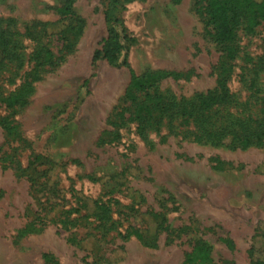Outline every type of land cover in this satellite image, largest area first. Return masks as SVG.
<instances>
[{
  "label": "rangeland",
  "instance_id": "1",
  "mask_svg": "<svg viewBox=\"0 0 264 264\" xmlns=\"http://www.w3.org/2000/svg\"><path fill=\"white\" fill-rule=\"evenodd\" d=\"M64 3L0 0V37L15 53L0 46V92H16L26 80L32 87L13 112L0 105V264H187L197 238L210 246L203 264L264 258V141L245 148L229 147V138L195 141L193 125L179 124L173 105L151 120L143 137L136 120L143 110L124 96L129 68L137 75L164 73L157 92L168 103L216 86L222 55L198 11L202 0L119 4L112 14L134 39L129 68L91 62L107 35V0L73 1L81 29L70 49L57 34H44V23L59 20ZM238 46L227 81L238 103L231 111L264 125V23L241 32ZM7 116L13 135L1 126ZM32 160L36 171H25ZM43 171L58 190L45 208L32 187L44 183ZM127 187L143 196L140 204ZM75 195L108 205L110 219L65 226L64 210L78 209ZM130 207L166 218L167 229L153 244L123 236L131 226L146 227L133 220ZM85 210L92 206L69 217ZM30 220L35 230L26 228Z\"/></svg>",
  "mask_w": 264,
  "mask_h": 264
},
{
  "label": "trees",
  "instance_id": "2",
  "mask_svg": "<svg viewBox=\"0 0 264 264\" xmlns=\"http://www.w3.org/2000/svg\"><path fill=\"white\" fill-rule=\"evenodd\" d=\"M73 1L65 0L64 6L60 11V19L56 22L44 23L45 28L43 29L44 34L52 35L54 33L61 37L66 49H70L73 46L81 29V21L74 17L72 10ZM124 1L128 0H107L103 13L107 26V35L102 40L101 46L93 52L92 64L99 60H105L112 66L129 68L128 54L134 39L126 32L120 19L112 14V11ZM198 11L202 15L210 39L216 44L222 55L216 86L206 92L196 93L185 102L179 104L168 103L164 96L157 92L158 82L165 76L164 73L149 72L137 75L129 68L130 79L124 96L130 104L138 105L143 110L142 116H136L137 129L145 137L144 129L151 123V120L157 119L159 121L162 119L163 116L168 114L173 105L177 107L176 117L181 119L179 124L193 125L192 134L195 141L215 143L229 138L230 143L228 146L231 148H245L252 143L260 144L264 141V125L262 123L252 124L231 111L238 103L235 93L229 90L227 81L231 77L232 61L236 58L239 50L240 33H254L256 28L264 23V0H202ZM8 44V41H3L2 43L0 37V46L4 47V52L9 56L15 55V53L8 51ZM45 51L43 60L47 61L50 53L46 49ZM31 91L30 81L26 80L16 92L5 96L0 92V105L3 104L11 113L15 108L21 107L26 103ZM129 118H131V115ZM1 126L9 135L15 133V125L9 116L2 119ZM37 158L39 160L38 156ZM34 160L28 163L25 171H36ZM42 173L46 177L44 183L38 184L35 181L32 187L37 202L45 208L48 205H53L51 201H55V199H52L58 190L56 186L50 183L51 175H45V171ZM39 178L37 176L35 180ZM52 186L53 188H51ZM126 189L132 202L140 204L143 201V196L138 191L133 190L131 187ZM75 197L81 198L77 203L78 209L82 210L91 205L92 210H85L77 217L72 216L70 218L69 216L72 212L78 209L71 206L68 207V209L64 210L63 223L65 226L73 224V221L76 220L85 225L88 223L85 220L87 217H94L102 224L110 219L111 211L108 205L77 195ZM42 211L45 212L44 210ZM129 215L134 221L141 222L146 227L145 230H141L140 227H135L136 225L131 226L125 231L123 236L134 235L147 244H153L156 241V235L161 230L167 229V225H165L166 218L158 212H143L135 207H130ZM26 228L29 230L36 229L32 220L29 221ZM259 238L264 239V233H259ZM209 252L210 246L207 243L198 238L195 239L194 247L187 255V264H203V260L208 259ZM250 252H254L253 246L250 248ZM198 256L201 258L200 263L195 261ZM43 257L45 262L50 260V256L46 253ZM250 264H264V258H252Z\"/></svg>",
  "mask_w": 264,
  "mask_h": 264
}]
</instances>
